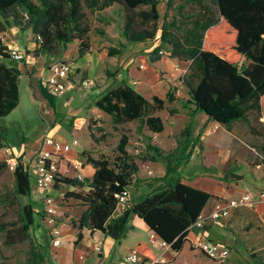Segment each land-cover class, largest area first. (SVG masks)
Returning a JSON list of instances; mask_svg holds the SVG:
<instances>
[{"label":"trees","instance_id":"obj_1","mask_svg":"<svg viewBox=\"0 0 264 264\" xmlns=\"http://www.w3.org/2000/svg\"><path fill=\"white\" fill-rule=\"evenodd\" d=\"M175 1L165 2L159 38L167 48H155L153 60L160 59L163 54L159 50H163L166 56L189 61L181 81L190 101L209 120L230 128L235 121L249 122L247 115L253 111L264 122V0H179L180 18L172 16L169 20ZM115 4L122 9V35L126 40L142 42L156 37L159 0H0V19H3L0 29L10 26L31 29L38 41L34 55L54 57L70 43L77 42V57H81L92 45L93 25L89 14ZM116 52L109 49L108 53ZM0 56V116H5L19 104L21 69L18 64L6 61L10 58L7 47H0ZM42 89L48 93L44 86ZM174 100L172 88L167 90L165 98L157 95L147 98L129 83H121L100 95L95 105L111 116L114 125L136 121L138 129L146 127L158 133L164 130L165 124L156 112L166 108L174 114L176 109L165 105ZM189 134L188 126L181 131L179 143L183 146L176 148L182 150L179 157L174 156L176 150L163 154L158 146L147 144L154 154L144 155L142 159L166 158V171L155 178L162 183L152 184V191L133 204L120 200V195L128 191L139 172L136 156L127 149V132L121 133L113 158H88L95 168L90 178L79 180L67 175L57 178L55 185L76 187L69 195L85 205L74 222L80 230L76 241L82 239L84 227L119 240L125 235L131 216L137 214L151 231L169 244L172 252L180 251L188 240L189 227L213 197L211 192L183 181L181 162H187L190 156ZM91 136L95 142L103 139L93 132ZM101 137H105V132ZM8 166L6 161L0 162V175ZM13 175L16 193L30 195L32 178L21 156ZM242 177L233 172L224 174L225 180ZM120 203L123 210L114 215ZM36 217L33 204L27 203L22 207L20 227L9 230L5 224H0V232L6 231L11 243L21 241L28 238L30 229L37 225ZM251 257L255 264H263V256L252 252Z\"/></svg>","mask_w":264,"mask_h":264},{"label":"rangeland","instance_id":"obj_2","mask_svg":"<svg viewBox=\"0 0 264 264\" xmlns=\"http://www.w3.org/2000/svg\"><path fill=\"white\" fill-rule=\"evenodd\" d=\"M165 2L166 0L159 1V30L157 31L156 37L152 40H148L146 43L128 41L125 39L124 48H120L122 42L118 39L119 37L112 38L107 44L114 43L115 45L109 48L117 49V47H119L121 49L120 53L99 57L101 58L99 59L100 64L94 63L90 68L91 77H93L98 67L102 69L106 67L113 73L118 72L117 75H120L118 80L120 81L119 84H121L129 83L128 81L131 80H138L141 73L146 72V70H143L139 65L144 62V60L146 64L149 63L147 55L153 53L154 49L158 46L162 49L167 48V44H162L159 38ZM179 2V0H176L173 7L170 9L169 20H171L172 16L178 19L179 11L177 6ZM121 10V7L115 4L103 11L89 14V19L93 25L91 37L94 43L96 42L98 45L99 42L97 38L101 36L98 33V28L107 27L115 36H121ZM2 21L3 19L1 18L0 23ZM10 27L17 29L15 26ZM10 27L0 29V32ZM175 32L180 33V30L175 29ZM0 47H5L2 44L1 37ZM77 47V42L68 45L67 49L70 54L73 53L72 57L76 58ZM138 49L141 50L137 52ZM70 54L65 56L60 53L54 57L46 55L45 60L39 59V61H36L30 54L29 64H32V71L28 74L29 78H27L24 73L20 78L19 104L9 114L0 116V162L6 161L9 164L10 159L13 157L16 161L20 156L22 160L33 157L35 151L40 147L46 131L52 130L58 124L63 128L61 133L65 135H67V132L69 133L68 139L70 141H73L74 138L78 140L80 144L78 150H80L82 155L94 158L101 156L113 158L115 155V147L121 133L127 132L129 134L127 149L136 156V161L142 168L136 176L143 177L149 169L148 166L150 165L151 167L154 165L152 161H144L142 159L144 155L154 154L152 150L146 147L148 143L152 144L150 142L151 137L145 135L146 132L151 133L149 129L146 127L138 129V122L136 121L114 125L110 115L102 114L101 116H96V114L90 111L93 100L109 89V87H106V84H114L111 82L112 80L110 78L107 81L100 77L98 79L92 78L94 79V84L98 82L101 84L100 87L102 88L100 89L101 91H99L100 93L92 95L90 94L91 84L86 86L82 85L81 82L82 80H87V75L85 71H80L77 80L75 79L77 84L75 106L77 108L73 112L63 113L61 109L57 112L53 111L50 104L46 103L39 94V86L41 84L43 85V78H45L46 73H39L37 67L42 65L43 70L46 71L54 62L64 60V58L71 60ZM85 58L86 56L83 55L81 58H77V62H83ZM163 60L166 62L155 65V73L158 77L156 81L149 83L150 86L142 82L135 85L132 84L136 89L141 90L148 98H151L153 95L165 98L167 90L169 88L173 89L176 101L170 103L169 106L170 108H175L176 112L171 115L166 108L156 112V115L161 116L165 124L163 133L158 135L153 134L158 138L161 147H164L162 151L163 154L176 150L174 156L179 157L181 155L182 150H177L176 148L178 145L180 149L182 148L183 144L179 143L180 138H182L181 131L188 126L190 133L188 137L190 139L188 148L191 150L188 161L192 155L193 159L190 162L187 161L188 163L182 160L181 167L183 166V177L186 180L191 177L189 181L193 183V186H197L206 191H212L215 189L218 181H223L220 182V184L227 186L229 191L233 194L238 193L239 189L242 187L248 189L261 188L260 185H255L252 182V180L256 178L254 168L257 167L256 165L259 163L260 158L254 155L249 144V130H251L253 134H255V132L257 133V139L260 143L263 140L264 125L261 118L251 111L247 115L249 122L244 120L235 121L231 124L230 128H226L222 124H219V128L215 132H212L210 127L216 122L215 121L208 127L206 132L204 128L208 120L205 119L204 112L197 109L195 104L190 101L187 88L181 81V77L187 72L183 71L186 63H183V66H181V64L168 66L170 58H167L166 55H164ZM72 89L73 87L70 85L66 90L68 98L71 97ZM71 101V103H73V100ZM80 110L83 112L79 114ZM90 123L92 124L91 127L89 126ZM98 127H102L103 130H99ZM92 132L103 139L99 142H95L91 136ZM104 132L105 137H101ZM74 148H76V146H74ZM21 150H24L23 153H19ZM89 163L90 161L87 158L86 162H83L82 167L86 168V165ZM164 165L166 168L167 159L160 157L159 161H156V165L154 166V168H157H155L154 174L158 175L162 173L164 171ZM225 172L243 174V177L239 180L229 178L225 181ZM75 188L76 187L71 185L68 186L61 183L58 185L54 184L52 187V193L58 202L57 218L61 223V227L64 226V228L75 227L74 222L85 210V205L80 199L73 198L69 195V192ZM40 195V190L35 185L33 179L30 195L25 196L16 193L13 169L8 166L0 175V224H5L9 230H15L20 227L22 223V207L27 203H31L37 211L39 207L38 197ZM118 208H120V206H118ZM219 219L220 220L216 223L218 225L217 227L223 229H210L209 237L229 247L230 253L222 262H215V264H255L251 257L252 252L264 257V230L260 224L256 221L242 223L239 219L235 218L227 222V217H221ZM221 224H223L224 227H221ZM78 231L79 228L76 227L74 231L75 237ZM195 232L196 235L200 234L198 230H195ZM46 234V228L35 226L30 229L28 238L11 243L9 241L10 237L7 235L6 231L0 232V264H58V260L49 249L48 236ZM65 234L64 231L62 235L64 236ZM133 238H144L147 241L149 240V235L143 227L137 226L133 237L128 235V237L123 240L122 245L116 242L111 248L113 257L117 255L119 258L121 255L120 250L126 247ZM92 241L93 240L90 241V244ZM63 244L64 243H62V246ZM77 247L78 245H76V248ZM152 247L157 249L155 246ZM89 252V249L85 252H81L80 259L83 260L85 256L89 255ZM200 253L202 252L200 251ZM167 254L168 257H171L173 253L169 250ZM59 256L62 257L58 253L57 257ZM179 258V260L185 262L188 258V251H182ZM262 263L264 264V261ZM117 264H128V262L122 259L117 262Z\"/></svg>","mask_w":264,"mask_h":264},{"label":"crops","instance_id":"obj_3","mask_svg":"<svg viewBox=\"0 0 264 264\" xmlns=\"http://www.w3.org/2000/svg\"><path fill=\"white\" fill-rule=\"evenodd\" d=\"M159 1H162V0H159ZM158 10H159V5H158ZM120 30H121L120 31L121 36H119V35L115 36V34H113L109 30V28H107V27L101 28L100 31L98 30V33L101 35V36H99V38H97L99 43H98V45L96 44V42L94 43L93 38L91 37L92 45L90 47L89 52L84 54L86 56V58H85V61H83V62H77V58H79V57H77V55H76V58L72 57L73 53L70 54V52L67 48L65 50H63V52H62V54L65 56L70 54L71 60L68 58H64V60L72 62V65L75 69V73L73 74V76L76 80L78 78V73L80 71H85V73L87 75V80H89V82L91 84L90 94H92V95L95 93H100L99 91H101L100 89H102L100 87L101 84H99L98 82L96 84H94L95 78L98 79L100 77V78L104 79L105 81H107L110 78L112 80L111 82L114 84L110 85L109 83H107L106 87H109V88L114 86V85H118L120 83V81L118 80L120 78V75H117L118 72L113 73L109 69H107L106 67L104 69L98 67V69L94 73L93 77H91V75H90V68L94 65V63L100 64L99 59H101V58H99V57L109 55V53H108L109 49H114V48H109V47H112V45H115L114 43L107 44L109 40H111L112 38H115V37H119L118 39H120V42H122V45L120 48H124L125 38L122 35V21L120 23ZM0 37H1L2 44L5 47L17 48L19 50L25 51L27 54V58H26L24 63L17 62L15 60H12L11 58L6 59L7 62L19 65V67L21 69V75L19 76V81H20V78H21L23 73L27 76V78H29L28 74L32 71V68H31L32 64H29L30 57H31L30 54L32 55L33 58H35L36 61H39V59L40 60L46 59V55H43V54L34 55L32 53L33 50L38 46V41H37L35 34L29 28H27V29H19V28L13 29L10 27V28H7L6 30L0 32ZM142 42L146 43L147 41H142ZM74 43H76V42H73L70 44H74ZM120 48L117 47L116 53H120V51H121ZM140 50L141 49H138L137 52ZM163 50H166V49H163ZM76 51H77V49H76ZM144 57H145V55H144ZM163 57H164V55H161L160 59L153 60L154 51H153V53H149L147 55L149 63L146 64L145 60H144V62H142V64H144L143 70H146V72L141 73V75L138 77V80L128 81L129 84L135 85V84L142 82V83L147 84V86L148 85L150 86L149 83H153L154 81L157 80V77H158V76H156V73H155V70H156L155 65H159L162 62H166L165 60H163ZM167 58H170L169 64L167 62L168 66H172V65H176V64L177 65L181 64V66H183V63H186L183 71H187L189 61H183V60H179L177 58H172L169 56H167ZM0 60H1V56H0ZM94 60H95V62H94ZM37 68L39 70V73H41V74L46 73V76H47L49 69L46 71L43 70L42 65H39ZM92 78H94V79H92ZM43 80H44V78H43ZM117 80H118V82H117ZM70 85H72V87H73L70 98L67 97V92H65V94H63L61 96H55V97L52 96L48 91H47L48 93L46 94V92H44V90L42 89V86H43L42 84L39 86V94L42 96L43 100L46 101V103L50 104V107L52 108L53 111L57 112L59 109H61V110H63V113L64 112H73L77 108L75 106V103H76V101H75L76 95L75 94H76V89H77L76 81L74 83L69 84V86ZM139 87L141 88L140 85H139ZM136 90L142 93L141 90H138V89H136ZM19 93H20V90H19ZM142 94L145 97H147L144 93H142ZM97 98L98 97H96L93 100V105H92V108L90 111L93 114H96V116H101L102 114H107L106 112L99 109L95 105V100ZM50 100H52L53 103H51ZM59 100H61V101H59ZM71 100H73V103H71L72 102ZM174 101H176V100H174ZM173 102H171V103H173ZM167 103L168 102L165 103L166 107L167 106L170 107L169 106L170 103H168V104ZM81 112H83V111L80 110L79 114ZM171 115H173V114H171ZM204 115H205V119L208 120V122L204 128L206 131V130H208V127L211 126L212 123H214L215 121L209 120L208 116L205 113H204ZM263 125H264V122H263ZM62 130H63V128L57 124L52 130H48L46 132L53 134L54 137L57 139H60L63 141H70L68 139L69 133L67 132L66 133L67 135H65V134L61 133ZM163 131L158 132V133L150 131L151 133L146 132V134H145L148 137H151L150 142L153 145H157L161 149V151H163L164 147L163 148L161 147V145L159 144L158 138H156V136H154L153 134L158 135L160 133H163ZM263 131H264V126H263ZM257 137H258V135L256 132H255V134H253V132L251 130H249L250 149H251V151H253L254 155H256L257 157L260 158L259 163H257V165H256L257 167L254 168L256 178H254L252 180V182L255 185H260L261 188H259V189H248V188L242 187L241 189H239L238 193L233 194L231 191H229V188L227 186L220 184V182H223V181H218L215 189L212 191H209L213 194V197H211L208 200V202L205 205L202 212L208 213L212 208H215L217 206H221L224 203V201H226L229 198L236 197V196L240 195L242 192L250 191L253 194L258 195V193L264 189V165H263V162H264V133H263V137H262L263 140L261 143L259 142ZM74 139H76V138H74ZM79 145L80 144L78 142L75 145L76 148L73 147L69 152H67L65 154L64 159L61 161L59 167H60L61 172L64 175H67L70 177H74V175H75V172L72 170V168L70 167V164H68V162H67L69 159H80L83 162H86L87 158L90 157V156L87 157V156H84L81 154L80 150H78ZM23 151L24 150H21L19 153H23ZM159 158L156 161H159ZM192 159H193V155L191 156V158L188 162L192 161ZM156 161H152L154 163V165L151 167H150V165L148 166L149 169L146 171V174L143 177H137V176L135 177V179L133 180V185H131V187L128 189V195H127V200H126L127 203L133 204L135 202H138L146 194H148L152 191V189H153L152 184L162 183L160 181H158L159 183L157 181H155V178L163 176L165 174L166 168L164 165V171L158 175H155L154 173H155L156 167L154 168V166L156 165ZM261 161H263V162H261ZM181 168H183V166ZM94 170H95V168L91 162L89 164H87L86 168H83V173L85 175V178H90L92 176ZM140 170H142L141 166H139V171ZM182 172H183V169H182ZM189 180H191V177L188 178V180L183 178L184 182L192 185L193 183H191V181H189ZM225 184H226V182H225ZM149 186H150V188H149ZM194 187L199 188L197 186H194ZM38 203H39V207L37 208V211L35 210V207H34V212L37 214V217H36L37 218V220H36L37 225L36 226H40V227L42 226L45 229V226H44V223L42 220V215H41V195L38 197ZM118 206H120V208H118ZM118 206H117V209H116L114 215H118L123 210V204L122 203H120ZM234 218L239 219V221L242 223L243 222L246 223V222L256 221L258 224H260L263 227V230H264V202H258L256 204V206L254 208H251V209L240 208V209L232 210L231 213L229 214V216L227 217V222H230V220H232ZM221 225H222L221 227H224L223 224H221ZM58 226L61 230V243H60V245L51 247L49 236H48V234H46L48 236L47 238H48L49 249H50L51 253L55 256V258L58 260V264H117V262L121 261L122 259L126 260L128 250L130 252L132 249H137V251L139 252L140 262L138 264H144L147 260L155 259L157 257V255L161 252V248L158 247L157 245L151 244L149 242V240L146 241V239H144V238H140V239L139 238L138 239L133 238V240L126 247H124L123 249L120 250L121 255L119 256V258L117 257V255H116V257H113V255H112L113 251L111 248L116 244V242H118L119 245H122L123 240L126 239L128 237V235H130V237L131 236L133 237L134 233H135V228L137 226L143 227L148 232V235L151 233V229H149V226L137 214H133L131 216L127 231H126L125 235L123 237H121L119 240H114L112 237L107 236L98 230L91 232L90 229H88L87 227H84L81 230V232L83 234L82 239L80 241L79 240L76 241L77 235L75 237V232H74L76 230V227H73V226L70 228H64V226L61 227V223L59 221H58ZM217 226L218 225L216 223H214L212 220H208L204 227H202L201 229H197V230L200 232L199 235H203V236L211 239L209 237V230L210 229H215V230L216 229L217 230L223 229V228H220ZM71 228H72V230H71ZM64 231L66 234L63 236L62 234L64 233ZM78 232H80V230ZM196 236L197 235H196V232L194 230H189L188 235H187L188 240L184 243L182 249L178 252H172L170 250V252L173 253L172 256L168 257V254H166L165 255L166 261L162 262L160 264H215V261L207 258L205 255L200 253V251L197 248L191 246V240L193 238H195ZM91 240H93V241L90 244ZM62 243H64L63 246H62ZM76 245H78L77 248H76ZM97 245H99L101 247L100 252L95 251V247ZM152 246H155L157 249H154ZM59 248H61V249H59ZM87 249L90 250L89 255L85 256L84 259L81 260L80 259L81 252H85V251H87ZM184 250L188 251V258L186 259L185 262L179 260L181 252ZM74 251H75V255H74ZM58 253L62 257H60V256L57 257ZM128 264H130V263L128 262Z\"/></svg>","mask_w":264,"mask_h":264},{"label":"built area","instance_id":"obj_4","mask_svg":"<svg viewBox=\"0 0 264 264\" xmlns=\"http://www.w3.org/2000/svg\"><path fill=\"white\" fill-rule=\"evenodd\" d=\"M37 38V37H36ZM159 53L165 54L163 50ZM8 54L12 60L24 63L27 54L25 51L17 48H8ZM141 68L144 64L139 65ZM75 69L72 62L67 60H60L54 62L49 70L47 76L43 80V86L46 90L54 96L63 95L69 84L75 82L73 74ZM82 85L90 84L87 80H82ZM218 122H215L210 130L215 132L219 128ZM78 141H63L54 137L53 134L46 132L42 138L40 147L35 151L33 157L22 160L25 170H27L30 177L33 179L35 185L40 190L41 194V215L47 234L50 239V245L58 246L61 243V230L58 226V202L52 193V187L55 180L61 175H64L60 170V163L64 159L65 154L69 152ZM16 160L13 157L9 161V168L14 169ZM68 164L75 172L74 177L79 180H84L83 161L80 159H69ZM128 191L120 195L121 202L127 200ZM258 202H264V189L258 193L253 194L250 191L242 192L236 197H232L224 201L221 206L212 208L208 213L201 212L189 230L201 229L205 226L208 220L217 223L221 217H228L232 210L240 208H254ZM149 242L161 248V252L155 259L147 260L144 264H160L165 262V255L170 250L169 244L159 238L155 232L151 231L149 234ZM191 245L200 250L207 258L222 262L230 253V248L224 246L214 240H211L203 235H197L191 240ZM95 251L100 252L101 247L97 245ZM126 260L130 264H138L140 262V255L137 249H132L128 252Z\"/></svg>","mask_w":264,"mask_h":264},{"label":"water","instance_id":"obj_5","mask_svg":"<svg viewBox=\"0 0 264 264\" xmlns=\"http://www.w3.org/2000/svg\"><path fill=\"white\" fill-rule=\"evenodd\" d=\"M159 237V236H158ZM160 238V237H159Z\"/></svg>","mask_w":264,"mask_h":264}]
</instances>
